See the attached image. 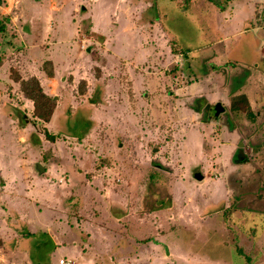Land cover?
Returning a JSON list of instances; mask_svg holds the SVG:
<instances>
[{"label": "rangeland", "instance_id": "rangeland-1", "mask_svg": "<svg viewBox=\"0 0 264 264\" xmlns=\"http://www.w3.org/2000/svg\"><path fill=\"white\" fill-rule=\"evenodd\" d=\"M35 1L0 0V22L20 42L11 54L13 38L0 34V264H92L79 255L81 244L73 243L83 235L100 249L112 238L121 264H148L151 242L163 246L153 264H264V0H143L154 3L175 40L158 33L152 57L147 28L140 35L149 47L140 48L122 34L129 26L124 17L118 25L103 22L96 41L113 37L109 50L137 65L117 75L110 66L111 85L98 83L101 70L82 62L61 72L58 88L67 91V99L57 93L63 108L49 124L34 126V115L20 101L25 79L17 70L26 55H20L25 46L18 34L30 26ZM42 1L37 16L49 12V0ZM56 1L62 3L56 34L50 36L51 25L40 16L35 41L70 40L77 46L73 35L92 23L86 18L75 24L76 4ZM231 1L240 6L232 5L230 22L218 8ZM144 7L140 0L138 12ZM140 18L132 20L135 32L147 22ZM88 43L95 47L94 40ZM91 54L97 61L121 60L109 51ZM215 57L219 68L211 63ZM46 62L41 71H53ZM203 76L208 80L192 90L190 83ZM238 89L235 96L248 97L250 116L231 110ZM11 102L27 112L33 131L10 124L16 121ZM219 103L225 111L216 116ZM38 165L47 169L41 183ZM96 237L102 241L95 243Z\"/></svg>", "mask_w": 264, "mask_h": 264}, {"label": "crops", "instance_id": "crops-1", "mask_svg": "<svg viewBox=\"0 0 264 264\" xmlns=\"http://www.w3.org/2000/svg\"><path fill=\"white\" fill-rule=\"evenodd\" d=\"M233 1L229 2V5L228 4L222 5L221 8H218V10H220L225 17L230 18V22L234 18L232 10L235 11V9L233 8L232 5L234 3H237V1L236 2H233ZM35 2L37 4L36 6L38 8H35V10L32 11V13L29 14L28 18H27L30 21V26H27V30L23 34H18L20 37H22V39L24 41L23 43L25 46V50L20 51V55H23V54H26V55L24 58L23 66H21V69H19L17 71H18V76L21 77V79L28 80V79L33 78V77L37 78L40 81L44 92L47 95L56 98L57 105H56L55 112L60 107L58 100L61 99V96H60V98H58L59 94L57 93V91L60 93V95L63 96V100L67 99L64 97V95L67 93V91L66 90L64 91L62 86L60 88H58V85H62V83L59 80V75L61 74V72L72 71V70H74L75 67H77L78 63L82 62V63L87 64V65H93L94 67H97L101 70V74H100L101 76L99 79L100 82H98V83H103L106 85L108 83L109 85H111V82L109 80H107V78H109L108 73L110 71H108V69L110 66H112V68H113V75H117L119 69H123V70L126 69V70L131 71L137 65V62L135 61L134 58L130 59L129 57H126V58L121 59V57H118L114 53L115 52L114 49H112L111 51L109 50L108 44H109V42H111L113 40V37L108 39L106 36H101L102 38L104 37V40L98 39L99 41H96L95 37L99 36L98 31L103 28V27H101L103 25V22L109 21V25L111 23H112L111 25H118L117 23L119 22V20L122 19V17H124L125 20H127V22L129 23V26H127L126 28L123 29L122 34L129 35L134 42L138 41V43L136 45H138V47H140V48L141 47L142 48L149 47V46H146L145 43H142V41H141L142 35H140V32L142 31V29H140V28H142V27L147 28V32H148L149 36L151 37V43H152L151 48H148V50L151 49L149 51V54L152 57L154 56V53H155V50L153 49V47L155 45H154V42L152 40H154V36H157L158 33H161V36H165L166 38L170 39L169 40L170 42H173L175 40L174 36H172L170 33H168V31L164 28V26L158 20L157 10H156L154 3H152V2L144 3V1L141 0V2L144 4L145 7L142 9V11L140 13V12H138V10H139L138 6L140 3V0H70L69 3H67V4H74V3L76 4V9H75L76 14H75V16H73L75 24H77V25L79 23L81 24L82 21H84L86 18H87V20L91 21V23H92L91 24L90 22H88L91 25L89 26V28L87 29V31L85 33H79L78 34L76 31L75 32L76 35H73V37L78 36V39H77L78 45L75 46L72 44H68L67 42H71L70 40L62 41V43H61V41H54V40H53V43H47V44L46 43L43 44V43H39V42L36 43V41H35V36H36L35 29L36 28L35 27H37L36 21L38 20V17L41 16L42 20H44V21L47 20V22L50 23L49 24V25H51L50 31H52L50 33V36H54V34H56V32H55L56 22L58 21L57 13L60 11L59 6L62 3H59L56 0L47 1L49 3V12L46 13L44 16L42 15V13L40 14V16H37V14L40 11H43L42 10V6H43L42 4L44 1L36 0ZM234 5L236 7L240 6L238 4H234ZM101 6H103L104 9L101 8ZM231 7H232V9H231ZM215 9L217 10V8H215ZM227 10H229V11H227ZM79 12H83L82 13L83 15L79 16ZM54 13H55V15H54ZM139 14H140V16L138 17ZM119 15H122V16L119 18ZM141 16H145L147 19V22L142 23V24L140 23L137 32H135L134 31L135 29L132 27V24H133L132 20L136 19L137 21H140ZM92 19H94L93 22H92ZM53 31H54V34H53ZM8 32L10 33L9 28H7V32L5 34H2L4 36V38H7V37L8 38L10 37L11 39L13 38V42H10V40H8V42L10 43L9 44L10 47L8 46L7 52H9L11 54H15L16 50H15L14 43L20 44L19 37L14 38L12 36V34H9ZM111 32H113V30ZM252 32H253V30H252ZM64 35H67V34H64ZM253 35L256 36L255 34H253ZM107 36H110V34H107ZM93 40H94L95 47L92 49L98 50L100 53H102L103 50L109 51V54H114V57L117 56L121 60H112L109 58V56L107 58L102 57L98 61H97V59H94L93 58L94 53L91 54L92 49H90V47L87 46V44L89 45L88 42L93 41ZM100 42H103V43H100ZM172 44L175 46V42ZM4 51L5 50H3V52ZM17 53H19V52H17ZM172 53H173V51H172ZM179 54H181V56L183 55L181 52H179ZM188 54L189 55H187V57H189L191 60L195 59L192 57L191 52ZM100 57H101V55H100ZM202 57L199 55L198 58H202ZM217 58L218 57H215V59L211 61V63H213V65H214V67H215V65L216 66L220 65L219 63H217L218 62ZM45 61H51L54 65V68L52 71L53 72L52 77H50L47 74V72L45 73V72L41 71V68L43 69V63L45 64ZM188 62L192 63V61H188ZM193 62H195V60H193ZM40 63H42V64L40 65ZM217 68H219V67L217 66ZM107 71H108V73H107ZM210 75L211 74H209V76ZM118 76L121 77V74H118ZM207 76H203L204 77L203 80H201L200 78H198L197 80L194 79L193 80L194 82H191L190 83L191 85L189 84L190 86H192V85L194 86V88L192 90L199 91V89H200L199 86L202 84V82L204 80L205 81L208 80V79H206V78H208ZM81 81H87V83H89L87 78H81ZM121 84H122V82L119 83V85H121ZM54 87H57L58 89L55 90ZM103 89L105 90V88H103ZM101 90H102V88H101ZM86 92L87 91H86V87H85L82 94L86 96L88 94V93L86 94ZM18 94H19L21 99L23 98L20 101H23V103H25L24 107H26L28 109V111H30L32 113V115H34V104H33V102L31 100L26 99L23 96V94L21 93V91ZM105 100H106V98H105ZM2 101H3V99L0 97V103ZM9 101H10V99H9ZM93 103H96V102H93ZM11 104L13 105V109H14V111L12 112V115L15 116L16 121L10 120V124L14 125L16 122H18V124L22 123V126H24V128H27V129H30V131H33L34 128L31 130V128L29 127L30 121L28 120V117L26 115L27 112H25V110H23V109L18 108V106H19L18 103H17V105H14L15 103L11 102ZM20 105H22V103ZM98 105H101V104H98ZM60 108H63V107H60ZM96 109H97L98 113L101 111L100 108H96ZM55 112H54V115H55ZM54 115H53L51 121L53 120ZM23 117H25V118L23 119ZM94 117L90 118L88 120L86 119V120L87 121H95ZM33 121H35L33 123L34 126L43 122L34 116H33ZM44 123L49 124L46 122H44ZM50 127L52 130L53 126L50 125ZM46 158H48V157H45L44 160L48 161L49 159L46 160ZM43 168L45 169V173H46L47 169L45 167H43ZM36 173L38 174V176H40L38 179L39 182L40 183L43 182L41 180H44V178L41 176V174H39L38 170L36 171ZM222 203L223 202H221L218 205L219 209H221V207L225 205V204L222 205ZM39 215H41V216L42 215H48V212L45 210L42 212V210H40ZM48 216L49 217L51 216V211H49ZM83 237H84V235L80 236V240L79 241L74 240L73 243L74 244L76 243L77 246H80V244H81L82 247L79 248V255L81 257H83L84 260H87V262H88V260L89 261L91 260L92 264H94V263L97 264V261L99 262L101 260H104V262L100 263V264H121L120 260H121V258H123V256H121V257L119 256L118 250H117V248H115L117 245L112 238H111L112 239L111 240L109 237H106L107 243H102V244H104L105 247L103 249H100L98 246H100L101 244L96 245L97 246L96 247L95 244L91 241L92 236H89V239H88V237H84V238ZM81 238H83V239H81ZM81 241L82 242L85 241L84 242L85 245ZM100 241H102V239H98L96 237L95 243L100 242ZM146 242H148V240H146ZM147 244H148V246H146L147 247L146 249H148V251L150 252L148 255V258H147V262H148V264H153L152 258H155V260H158L162 257L161 255H162V251H163V246L160 245L158 248V246L155 244V242H151V243H147ZM160 244H162V243H160ZM109 245H111L110 249L107 248ZM112 247H113V249H112ZM95 248L97 250L100 249L101 253H102L101 255L96 256L98 258H95V256H94L95 254L99 253V252H97V253L95 252ZM154 248L156 250H153ZM9 249L12 250V247L10 248V246H9ZM28 250H29V248L24 249V255H28V253H26ZM154 251H156V252L154 253ZM92 252L94 254L90 255V253H92ZM99 256H103V258L101 259ZM165 257L168 259L167 256H165ZM68 260L70 261L71 259H68ZM80 260H75V262L77 264H82L83 262H81ZM118 261H119V263H118ZM87 262H85V263H87ZM26 264H29V261H27ZM255 264H256V260H255Z\"/></svg>", "mask_w": 264, "mask_h": 264}, {"label": "trees", "instance_id": "trees-1", "mask_svg": "<svg viewBox=\"0 0 264 264\" xmlns=\"http://www.w3.org/2000/svg\"><path fill=\"white\" fill-rule=\"evenodd\" d=\"M6 32H7V27H5V25L1 24L0 22V34L2 35L5 34ZM176 52L179 54L180 51H176ZM48 65H50V62L45 63V66ZM46 72L50 77L53 76V72L51 70L50 71L47 70ZM239 89L233 91L234 93L231 104V110L237 114H243L246 111V113L250 116L252 113H250L251 105L249 104L248 97L244 94L240 96H235V93H237ZM20 91L26 99L31 100L33 102L34 117H36L37 119L43 122L49 123L56 109V105H57L56 98L47 95L44 92L40 81L35 77L22 81ZM48 137L52 141H54L55 139L51 135H49ZM46 160H48V158H46Z\"/></svg>", "mask_w": 264, "mask_h": 264}, {"label": "water", "instance_id": "water-1", "mask_svg": "<svg viewBox=\"0 0 264 264\" xmlns=\"http://www.w3.org/2000/svg\"><path fill=\"white\" fill-rule=\"evenodd\" d=\"M214 111H215V115L218 116L220 114H222L225 109L224 107L219 103V104H216L214 106ZM25 117H23L24 119ZM242 153V152H241ZM238 160H243L242 156H239L238 157ZM38 171H39V174L43 175L45 173V169L41 166V165H38ZM194 178L197 180V181H202L203 180V175L200 173V172H196L194 174Z\"/></svg>", "mask_w": 264, "mask_h": 264}, {"label": "built area", "instance_id": "built-area-1", "mask_svg": "<svg viewBox=\"0 0 264 264\" xmlns=\"http://www.w3.org/2000/svg\"><path fill=\"white\" fill-rule=\"evenodd\" d=\"M61 263H62V264H73V262H71V261H69V260H68V261H61Z\"/></svg>", "mask_w": 264, "mask_h": 264}, {"label": "flooded vegetation", "instance_id": "flooded-vegetation-1", "mask_svg": "<svg viewBox=\"0 0 264 264\" xmlns=\"http://www.w3.org/2000/svg\"><path fill=\"white\" fill-rule=\"evenodd\" d=\"M239 151H240V149H239ZM241 152V151H240Z\"/></svg>", "mask_w": 264, "mask_h": 264}]
</instances>
